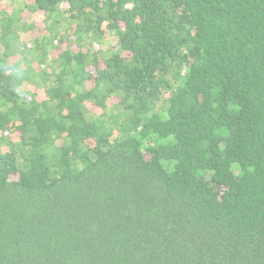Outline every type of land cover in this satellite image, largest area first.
Wrapping results in <instances>:
<instances>
[{
    "label": "trees",
    "instance_id": "16d2710c",
    "mask_svg": "<svg viewBox=\"0 0 264 264\" xmlns=\"http://www.w3.org/2000/svg\"><path fill=\"white\" fill-rule=\"evenodd\" d=\"M0 264H264V0H0Z\"/></svg>",
    "mask_w": 264,
    "mask_h": 264
},
{
    "label": "rangeland",
    "instance_id": "374dc122",
    "mask_svg": "<svg viewBox=\"0 0 264 264\" xmlns=\"http://www.w3.org/2000/svg\"><path fill=\"white\" fill-rule=\"evenodd\" d=\"M34 18L36 19L37 22H41L42 17L39 14H34L33 15ZM115 42V37H113L112 35H109L108 37H106V40L103 43L102 48L104 50H107L108 48H110V46Z\"/></svg>",
    "mask_w": 264,
    "mask_h": 264
}]
</instances>
